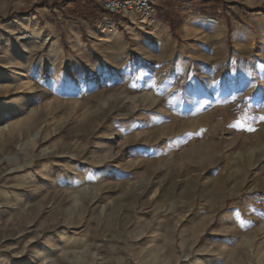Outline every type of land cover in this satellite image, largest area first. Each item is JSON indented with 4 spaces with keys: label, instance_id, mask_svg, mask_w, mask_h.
Listing matches in <instances>:
<instances>
[{
    "label": "rangeland",
    "instance_id": "obj_1",
    "mask_svg": "<svg viewBox=\"0 0 264 264\" xmlns=\"http://www.w3.org/2000/svg\"><path fill=\"white\" fill-rule=\"evenodd\" d=\"M99 2L0 0V264H264V0Z\"/></svg>",
    "mask_w": 264,
    "mask_h": 264
},
{
    "label": "built area",
    "instance_id": "obj_2",
    "mask_svg": "<svg viewBox=\"0 0 264 264\" xmlns=\"http://www.w3.org/2000/svg\"><path fill=\"white\" fill-rule=\"evenodd\" d=\"M99 6L112 16H135L145 22L155 13L151 0H100Z\"/></svg>",
    "mask_w": 264,
    "mask_h": 264
},
{
    "label": "trees",
    "instance_id": "obj_3",
    "mask_svg": "<svg viewBox=\"0 0 264 264\" xmlns=\"http://www.w3.org/2000/svg\"><path fill=\"white\" fill-rule=\"evenodd\" d=\"M191 1L193 2L195 1L199 4V9L202 15H206L207 10L210 9L215 10L217 6V0H200V1L191 0ZM88 7L91 8L93 11V8L91 6L88 5ZM85 10L87 11V7H85ZM165 23H167L171 28L174 29V27L176 25H180L181 22L178 17H172L167 15Z\"/></svg>",
    "mask_w": 264,
    "mask_h": 264
},
{
    "label": "crops",
    "instance_id": "obj_4",
    "mask_svg": "<svg viewBox=\"0 0 264 264\" xmlns=\"http://www.w3.org/2000/svg\"><path fill=\"white\" fill-rule=\"evenodd\" d=\"M178 0H165V3H167V6H160V1H158V0H151V2H152V4H153V6H154V8L156 9L157 8V10H158V12L160 13V12H162V10H165V13H172L173 11H172V9H175V2H177ZM171 5L173 6V7H171Z\"/></svg>",
    "mask_w": 264,
    "mask_h": 264
},
{
    "label": "snow or ice",
    "instance_id": "obj_5",
    "mask_svg": "<svg viewBox=\"0 0 264 264\" xmlns=\"http://www.w3.org/2000/svg\"><path fill=\"white\" fill-rule=\"evenodd\" d=\"M262 119H264V117H262ZM249 130H252V129H249Z\"/></svg>",
    "mask_w": 264,
    "mask_h": 264
}]
</instances>
